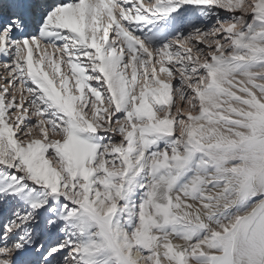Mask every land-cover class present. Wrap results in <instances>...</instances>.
Wrapping results in <instances>:
<instances>
[{
    "label": "snow or ice",
    "instance_id": "obj_1",
    "mask_svg": "<svg viewBox=\"0 0 264 264\" xmlns=\"http://www.w3.org/2000/svg\"><path fill=\"white\" fill-rule=\"evenodd\" d=\"M0 264H264V0H0Z\"/></svg>",
    "mask_w": 264,
    "mask_h": 264
}]
</instances>
